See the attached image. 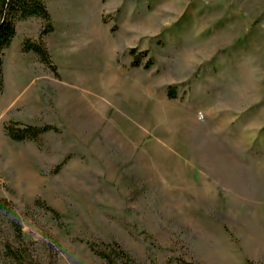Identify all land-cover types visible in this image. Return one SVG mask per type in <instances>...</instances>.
<instances>
[{
    "label": "rangeland",
    "instance_id": "obj_1",
    "mask_svg": "<svg viewBox=\"0 0 264 264\" xmlns=\"http://www.w3.org/2000/svg\"><path fill=\"white\" fill-rule=\"evenodd\" d=\"M42 1L59 78L21 52L39 18L3 55L0 254L15 219L46 264H108L86 242L133 264H264V0ZM10 121L57 131L16 142Z\"/></svg>",
    "mask_w": 264,
    "mask_h": 264
},
{
    "label": "trees",
    "instance_id": "obj_2",
    "mask_svg": "<svg viewBox=\"0 0 264 264\" xmlns=\"http://www.w3.org/2000/svg\"><path fill=\"white\" fill-rule=\"evenodd\" d=\"M29 17L39 18L42 21L37 39L26 38L22 41L21 52L33 53L38 59L59 78L57 68L52 62L50 54L45 47L42 37L53 31V23L51 15L42 0H0V92L4 86L3 78V55L4 51L10 46L12 39L16 34L15 22L26 20ZM135 49L129 50L132 60L130 65L136 67L140 65L141 57L145 54H135ZM151 60H147L144 68H148ZM5 135L12 141H33L39 143L42 136L49 131H57V128L45 125L25 124L18 121H10L3 127ZM36 204L45 211L52 214L54 218H58L59 214L43 201H36ZM0 210L10 212V202L0 198ZM9 228L13 234V240L6 239L2 242L0 264H46L41 262L29 250L27 244L23 240L21 226L15 219L10 220ZM86 245L100 258L104 259L108 264H114L115 260L122 261L126 259L125 264H133L127 254L117 245L116 249L108 244L103 243L104 248L96 249L92 243L86 242ZM47 264H56L49 262ZM183 264H186L183 262Z\"/></svg>",
    "mask_w": 264,
    "mask_h": 264
},
{
    "label": "bare ground",
    "instance_id": "obj_3",
    "mask_svg": "<svg viewBox=\"0 0 264 264\" xmlns=\"http://www.w3.org/2000/svg\"><path fill=\"white\" fill-rule=\"evenodd\" d=\"M16 66V65H15ZM14 68V67H13ZM16 68V67H15ZM12 71H14V69L12 70ZM15 74H16V72H15ZM14 75V74H13ZM16 77H17V75H16ZM19 77V76H18Z\"/></svg>",
    "mask_w": 264,
    "mask_h": 264
}]
</instances>
